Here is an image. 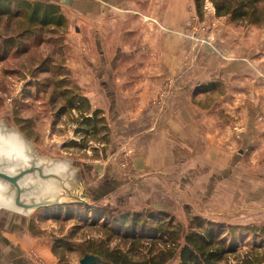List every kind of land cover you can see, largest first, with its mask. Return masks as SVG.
<instances>
[{
	"label": "rangeland",
	"instance_id": "obj_1",
	"mask_svg": "<svg viewBox=\"0 0 264 264\" xmlns=\"http://www.w3.org/2000/svg\"><path fill=\"white\" fill-rule=\"evenodd\" d=\"M101 1L107 14L128 13L126 7L115 6L117 0ZM151 1L140 0L136 7L149 10ZM162 2L167 7L183 8V15L167 29L168 33L181 39L182 55L181 58L175 56L180 58L178 66L165 77L155 99L145 108L149 109V105L166 108L176 92L188 93L191 98L188 102L197 108V113L194 108L187 107L188 102L183 98L175 106L185 113L186 122L194 125L197 131L196 137L194 132L189 137L192 138V146H187L189 149L183 147L174 152V165L167 168L160 182L119 180L113 175H105V168L116 162L112 158L114 153L121 155L118 163L121 168L130 170L131 160L127 162L123 158L126 154L131 158L137 146L125 145L130 143L132 133L141 127L134 129L132 119L119 120L114 130L116 138L112 140L110 111L112 109L115 113L117 104H111L106 93H114L117 89L113 82L119 75L126 73L135 77L137 72L134 68L128 72L100 71L104 65L99 63L102 43L109 45L117 40L113 36L101 38L94 23L81 16L87 17L89 12L82 13L62 1L54 2L60 5L68 20L67 29L63 33L46 34L44 43H32L27 53L11 54L7 60L0 61V120L8 119L11 130L25 136L28 144H34V153L44 157L62 156V161L74 162L78 166L80 191L87 201L41 206L29 216L1 207L0 239H6L7 244L0 243L1 254H4L2 258L0 256V264H80L84 257L81 244L89 238L97 240L106 236L100 225L81 228L84 209L77 203L121 211L163 212L162 219L171 217L184 229L192 217L198 216L217 225L234 227L235 242L239 228H264V146H242L245 106L237 97L239 93L260 91L256 95L257 103L251 104L255 105L253 109L264 114V26L233 23L228 17L218 18L210 0H205L202 15L197 12L195 0ZM11 26L14 24L8 26L4 20L0 23V33L10 35ZM107 48L104 53L114 64L120 61L143 64L152 57V54L151 57L144 55L139 60L140 55L131 53L137 49L136 43L126 54L122 53L125 51L122 47ZM46 59L49 67H57L49 68L47 73L39 71L34 78L33 72ZM169 78L174 79L176 85L165 106H160L158 101ZM84 79L88 82L83 89L81 82ZM103 79L104 87H101L99 80ZM59 80L63 83L56 89ZM210 83L215 84V91L206 93L212 88L203 87ZM103 88H109V91L105 92ZM66 89L70 94L64 98L62 93ZM92 90L99 93L98 97L106 108L100 110L109 128L106 137H84L79 129L81 113L69 109L67 104L72 94L85 96ZM92 112L88 115L92 116ZM116 121L113 120L112 127ZM259 122L264 132V120ZM239 162H243L241 169L244 172L237 176ZM100 218L97 221L102 222ZM25 235L48 241L49 254L44 256L33 250L24 254L17 250L14 244ZM59 239L66 240L67 247L55 252L53 248ZM238 242L239 254L229 257L231 264L240 262L255 244L264 240L245 234ZM117 244L120 241L114 240L111 248ZM25 257L27 261L21 262ZM178 261L177 258L168 264Z\"/></svg>",
	"mask_w": 264,
	"mask_h": 264
},
{
	"label": "crops",
	"instance_id": "obj_2",
	"mask_svg": "<svg viewBox=\"0 0 264 264\" xmlns=\"http://www.w3.org/2000/svg\"><path fill=\"white\" fill-rule=\"evenodd\" d=\"M42 1H62L72 8L81 10L82 13L89 12L87 17L85 15L81 16L84 17L83 19L85 21H92L94 23L95 31H99L101 38H116L117 42L115 43H110L109 45L102 43L101 45L103 47L100 51V56L102 58L99 63L104 64L100 68L101 72L104 70L128 72L133 68L134 71L137 72L135 77L129 74L127 75L126 73L119 75L118 79L113 82V85L117 87V89H114L115 96H113V91L108 92L109 88H103V91L105 90V92H108L106 93V97L109 102L111 104H117L116 112L113 113L112 109L110 111L112 117L111 123H113V120H117L115 127H112L110 123L111 131L113 128L111 134L112 140L116 138L115 131L119 120L132 119L134 129L141 126L132 133L131 139H129L131 140V145L129 142L125 145L137 146L136 153H134L131 158L130 154H126L123 158L127 162L131 160L130 170L128 169L125 171L121 168V165L118 164L121 161V155L114 153L112 158L115 159L116 162L114 161L113 165H108L109 167L105 168V175H113L119 180L127 178L129 180L134 179V181L140 179L144 182H160V180L165 177V171L168 170L167 168H171L174 165V152L178 151L179 148L183 149V147L188 148L187 146H192V138L189 137L192 132H194V137H196L197 131L194 125L186 122L187 118L184 116L185 113L182 114L179 108L175 106L182 98L186 99L188 102L189 99H191L188 93L181 95V93L176 92L166 108L160 109L154 106L150 107V105L149 109L145 108L146 104L155 99L164 83L165 77L174 72L180 62L182 55L181 39L168 33L169 31L167 29L171 28L174 21H176L180 15H183V8L178 6L177 8L167 7L164 2H162L163 0H152L151 9L143 11L136 7L140 0H117L115 6L126 7L128 13L107 14L102 8L103 6L101 4L103 1L101 0ZM107 25L108 28L106 29ZM135 43L137 44V49L132 51L131 48ZM105 47H108L107 49L110 47H116V49L122 47L125 49L122 53L126 54L132 51L131 53L137 56L140 55L138 56L139 60H141L144 55L151 57L152 54V57L149 60H145L143 64L127 61H120L114 64L113 62H109V59L105 55ZM178 55L180 58L175 57ZM175 59H177V61ZM100 76H103V74ZM99 81V85L104 87L102 85L104 84V79ZM87 82V79L82 80L81 87H86L85 83ZM255 89L257 88L255 87ZM259 93L260 91L258 90H251L249 93L237 94V97L241 101L243 100L242 103L245 106L243 108V117L245 121L242 122V125L245 128L243 135H241L242 146H264L263 126L259 122L264 120V114L261 111L253 109L255 105L251 104V102L257 103L256 95ZM98 95L99 93L95 94L93 90L89 94L85 93L86 98L92 105L93 111L96 109H106L102 104L103 101L100 100ZM187 107L189 109L190 107L194 108L195 113H197V108L190 102H188ZM242 167H244L243 162L237 163V176H240L242 172H244L243 169H241ZM0 243L5 246L7 240L0 239ZM47 243L48 241L46 240L44 242L42 239H32L29 235H25L24 238L17 240L14 247H17V250H20L24 254L33 250L46 256L49 254ZM11 247L10 250L12 251ZM3 255L0 251L1 258ZM26 259L25 257L20 261L22 262Z\"/></svg>",
	"mask_w": 264,
	"mask_h": 264
},
{
	"label": "trees",
	"instance_id": "obj_3",
	"mask_svg": "<svg viewBox=\"0 0 264 264\" xmlns=\"http://www.w3.org/2000/svg\"><path fill=\"white\" fill-rule=\"evenodd\" d=\"M210 1L214 4L218 18L228 17L233 23L264 26V0ZM204 2L205 0H195L199 15H202ZM4 20L8 26H14H11L10 35L0 33V61L7 60L11 54L27 53L32 43L40 45L44 43L46 34L63 33L68 25L60 5L42 0H0V23ZM56 67H49V60L46 59L32 75L35 78L39 71L47 73L49 68ZM61 83L63 81H57L59 86L56 89L61 87ZM206 87L212 88L206 93L215 91L213 83L203 88ZM69 94L66 89L62 97L66 98ZM67 104L69 109L81 113L79 129L84 137L108 135L109 128L102 112L96 109L92 116L88 115L92 108L85 96L72 94ZM77 204H81L84 209V215L81 214V228L100 225L106 236L97 240L89 238L81 244L84 255L90 253L102 258V261L95 264H168L177 258L179 261L176 264H231L229 257L239 254L238 241L245 234L264 240V228L256 226L239 228L235 242L234 227L217 225L198 216L192 217L187 229H184L171 217L162 219L163 212L155 214L154 211H121L86 203ZM98 217L103 221H97ZM114 240H119L120 244L111 248ZM66 245V240H56L53 251L64 250ZM258 263H264V242L255 244L236 264Z\"/></svg>",
	"mask_w": 264,
	"mask_h": 264
},
{
	"label": "water",
	"instance_id": "obj_4",
	"mask_svg": "<svg viewBox=\"0 0 264 264\" xmlns=\"http://www.w3.org/2000/svg\"><path fill=\"white\" fill-rule=\"evenodd\" d=\"M70 201L87 203L78 183V166L62 161V156L34 153V144L11 130L8 119L0 120V208L29 216L35 208ZM100 261V256L87 253L80 264Z\"/></svg>",
	"mask_w": 264,
	"mask_h": 264
},
{
	"label": "built area",
	"instance_id": "obj_5",
	"mask_svg": "<svg viewBox=\"0 0 264 264\" xmlns=\"http://www.w3.org/2000/svg\"><path fill=\"white\" fill-rule=\"evenodd\" d=\"M165 88L162 92V94L160 95L158 104L160 106H165L168 97L170 96V94L172 93L173 87L176 85L174 79L169 78L167 81H165Z\"/></svg>",
	"mask_w": 264,
	"mask_h": 264
}]
</instances>
